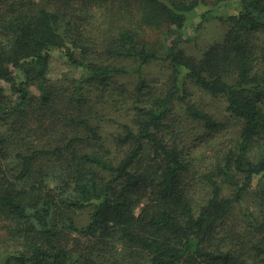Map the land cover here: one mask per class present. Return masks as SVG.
Wrapping results in <instances>:
<instances>
[{"label":"trees","instance_id":"trees-1","mask_svg":"<svg viewBox=\"0 0 264 264\" xmlns=\"http://www.w3.org/2000/svg\"><path fill=\"white\" fill-rule=\"evenodd\" d=\"M89 1L79 13L75 0L0 11V221L19 246L1 247L0 264H80L76 234L98 238L103 259L118 234L129 259L109 264H264V0H238L200 54L180 42L209 0H124L102 16ZM229 2L211 0L193 31ZM144 27L160 40L141 39ZM57 51L75 71L52 79ZM153 62L168 65L165 82L141 75ZM194 88L241 124L199 176L186 122L206 135L223 123ZM252 188L259 219L244 204Z\"/></svg>","mask_w":264,"mask_h":264},{"label":"rangeland","instance_id":"rangeland-1","mask_svg":"<svg viewBox=\"0 0 264 264\" xmlns=\"http://www.w3.org/2000/svg\"><path fill=\"white\" fill-rule=\"evenodd\" d=\"M16 0H7L2 7L0 8L1 13H8L12 10L13 2ZM76 1L77 12H86L82 0ZM208 5L200 4L193 13L189 14L188 19V28L189 33L193 36L191 40H183L180 42V46L190 54H200L204 48L214 44L224 38L229 24L226 20L228 14L236 12V6L238 0H230V4H223L218 9L211 11L210 16L207 19H203L202 27L198 31H193V27L198 21L201 20V14L210 9L213 6L211 0ZM87 3V2H86ZM90 3L95 12L102 16L104 14L116 13L119 10V6L125 4L124 0H90ZM12 8V9H11ZM127 10V9H126ZM120 15L117 14V18ZM140 38L146 40L150 43H154L160 40L162 36V31L158 28L144 27L140 33ZM75 71V68L70 64L64 61L60 56V53L57 51L52 59L51 69L49 72V77L52 79L61 78L65 75H69ZM170 69L168 65L163 62H153L150 65H147L141 75L150 80H159L160 83L165 82L168 79ZM139 78L138 74L131 75V84H134ZM194 100L197 101L201 106L207 108L211 112L215 113L214 115L219 118L220 122L223 123L219 130L215 131L212 134L206 135L203 127L195 124L193 122H186V132L189 133L190 140L188 141L192 154H194L196 159V171L197 176L203 172L204 169H207L210 166L211 155L214 151V148L221 147L220 142H217V139H224L225 142L229 141V136L234 135L241 128V124L238 123L237 119H229L228 112L226 110V103L223 99L215 98L212 95L203 93L201 90L194 88ZM179 110L184 111L182 108ZM109 130H112L108 126ZM187 133V134H188ZM224 146V144L222 145ZM194 176V173H193ZM230 191V190H229ZM257 192L254 188L250 189L247 194L244 196V204L246 208L250 210L252 215L259 219V212L262 208L261 201L257 197ZM236 209H240L237 207ZM239 214L234 217H230L229 221L235 224H239ZM88 219V211H82L78 216V221L81 223H86ZM243 221H241L242 223ZM2 221H0V248L3 247L9 251H14L19 248L18 244L11 241L5 240L6 231L2 228ZM98 238H89L82 235H75L74 248L72 255L74 257L84 255L80 264H109L108 261H113L117 259H126L128 260L129 250L122 242V239L118 234L113 235L108 239H103L105 246L104 259L101 255L92 252L93 249L96 251V244L98 243ZM97 252V251H96Z\"/></svg>","mask_w":264,"mask_h":264}]
</instances>
